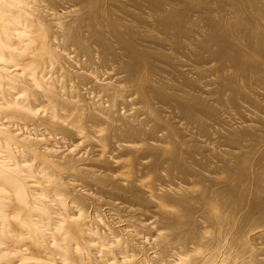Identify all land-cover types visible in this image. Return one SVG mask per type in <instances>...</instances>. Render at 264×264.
Listing matches in <instances>:
<instances>
[{"label": "bare ground", "instance_id": "6f19581e", "mask_svg": "<svg viewBox=\"0 0 264 264\" xmlns=\"http://www.w3.org/2000/svg\"><path fill=\"white\" fill-rule=\"evenodd\" d=\"M142 257L264 264V0H0V264Z\"/></svg>", "mask_w": 264, "mask_h": 264}, {"label": "rangeland", "instance_id": "374dc122", "mask_svg": "<svg viewBox=\"0 0 264 264\" xmlns=\"http://www.w3.org/2000/svg\"><path fill=\"white\" fill-rule=\"evenodd\" d=\"M25 60V59H24ZM93 168H97L95 165L94 166H92ZM28 175H30V173H27ZM34 174H37V173H34ZM31 180V179H30ZM31 182V181H30ZM110 198H115L113 195H108V199H110ZM115 200L116 201H119V202H122V203H124L125 205H126V203L124 202V199L122 200V199H119V200H117L116 198H115ZM123 204V205H124ZM88 206H90V208H88ZM88 206H87V215L88 216H90L91 214H97V213H101V214H103V211H106V210H104L103 208H97V210L98 211H96L95 212V210H94V212H93V209H95L94 207H91V205L90 204H88ZM128 208V207H127ZM138 209V208H137ZM139 210V209H138ZM137 211V210H136ZM113 212H111V214H112ZM111 216V215H110ZM127 217V218H126ZM104 220H102L101 222H100V224H106V222L108 221V224L110 225V227H113L112 229L115 231V228L117 229V227H120L119 226V224L117 225V223H118V221L120 220L121 221V219H123L122 221H127L128 219H129V217H128V215H126V213L124 214V213H120V214H118V215H116L115 217H114V219L115 220H113V222L115 223V226L114 225H112V223L111 222H109V219H108V217L107 216H104V217H102ZM116 218H119V219H116ZM116 221H117V223H116ZM119 221V222H120ZM120 222V224H123L124 222ZM111 223V224H110ZM103 226V225H102ZM101 226V227H102ZM102 230L104 229V226L101 228ZM110 233L111 234H113V235H115L114 233H112V231H110ZM113 235H110V236H113ZM95 242V241H94ZM107 242V241H106ZM102 243H105L104 241L102 242ZM51 251V252H50ZM53 252H54V250H53ZM55 253V252H54ZM48 254L49 255H51L52 254V250H49L48 251ZM137 254V253H136ZM43 255H45V254H43ZM141 256V255H140ZM142 256H144L143 254H142ZM51 257H56L55 255L53 256V254L51 255ZM139 257V255H137L135 258H136V260H135V262L137 261V259H139L138 258ZM143 259V257L140 259V261H143L142 260ZM143 263H146L145 261H143L141 264H143ZM146 264H149L148 262L146 263Z\"/></svg>", "mask_w": 264, "mask_h": 264}]
</instances>
